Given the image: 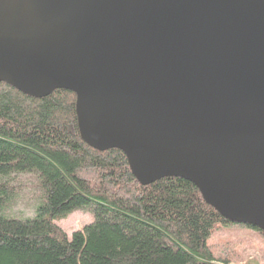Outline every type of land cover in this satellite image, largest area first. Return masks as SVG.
<instances>
[{"label":"water","instance_id":"water-1","mask_svg":"<svg viewBox=\"0 0 264 264\" xmlns=\"http://www.w3.org/2000/svg\"><path fill=\"white\" fill-rule=\"evenodd\" d=\"M0 82L71 91L140 185L183 178L264 232V0H0Z\"/></svg>","mask_w":264,"mask_h":264},{"label":"trees","instance_id":"trees-1","mask_svg":"<svg viewBox=\"0 0 264 264\" xmlns=\"http://www.w3.org/2000/svg\"><path fill=\"white\" fill-rule=\"evenodd\" d=\"M26 188L31 215L16 216ZM76 209L93 219L68 238L57 221ZM230 224L191 182L140 185L121 151L87 145L71 91L34 98L0 82V264H225L206 240Z\"/></svg>","mask_w":264,"mask_h":264},{"label":"rangeland","instance_id":"rangeland-1","mask_svg":"<svg viewBox=\"0 0 264 264\" xmlns=\"http://www.w3.org/2000/svg\"><path fill=\"white\" fill-rule=\"evenodd\" d=\"M30 188L20 194L11 212L16 216L31 215ZM93 219L90 212L76 209L66 218L57 221V225L70 238L73 231L80 230ZM214 256L226 259L225 264H241L252 260L254 264H264V237L246 225L231 223L215 229L206 240Z\"/></svg>","mask_w":264,"mask_h":264}]
</instances>
